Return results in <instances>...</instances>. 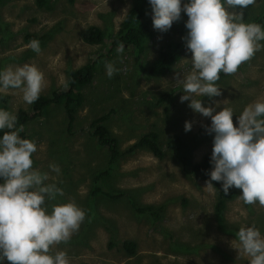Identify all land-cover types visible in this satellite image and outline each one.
Wrapping results in <instances>:
<instances>
[{"label":"rangeland","instance_id":"1","mask_svg":"<svg viewBox=\"0 0 264 264\" xmlns=\"http://www.w3.org/2000/svg\"><path fill=\"white\" fill-rule=\"evenodd\" d=\"M145 0H0V68L25 63L35 65L44 76L41 94L65 83L68 73L88 61L98 51H109V40L117 31L125 12L132 5H144ZM184 0H182V3ZM264 11V0L244 9L245 22L252 21ZM149 25L153 37L145 48L111 47L107 59L99 63L89 83L82 87L84 99L74 113L72 122L62 105H49L42 116L22 125L21 136L34 140L37 151L33 167L49 171V163L58 164L59 176L50 173L63 189V196L53 203L75 202L86 216L79 230L67 243L53 246L50 251L64 250L69 264H248L238 255L235 232L240 226L255 225L264 235V207L245 205L238 199L240 189L225 199L222 213L215 210L217 182L205 187L209 177L183 173L180 165L166 148L167 137L175 134L192 147V161L198 162L212 147L214 133L207 131L210 117L193 111L189 101H180L183 94L176 81L191 71V52L186 50L182 37L186 15L160 32ZM88 25H97L105 33L102 43L89 44L81 32ZM26 34H32L40 44V52L29 47ZM169 41L182 42L178 56L162 74L148 72L152 60ZM264 44V41L261 42ZM118 71L111 78L105 74V63ZM216 85L220 95L199 99L214 112L230 108L233 123L250 102L264 99V47L248 61L242 62L232 74L220 73ZM9 95L8 111L29 109L21 99L19 89L4 91ZM167 94L160 101L161 94ZM110 111L105 125L117 138L119 149H125L141 134L154 131L163 150L158 159L146 149L120 157L112 166L106 184L123 191L116 199L91 197L93 176L106 166L108 152L98 146L91 135L92 118ZM191 124L184 130L185 122ZM116 192V191H115ZM114 192V193H115ZM154 204L161 206L152 214L137 211L131 206ZM158 216V217H157ZM124 240L135 243L129 253ZM4 264H9L7 260Z\"/></svg>","mask_w":264,"mask_h":264},{"label":"clouds","instance_id":"2","mask_svg":"<svg viewBox=\"0 0 264 264\" xmlns=\"http://www.w3.org/2000/svg\"><path fill=\"white\" fill-rule=\"evenodd\" d=\"M256 0H148L152 26L167 31L174 21L186 15L187 34L182 39L191 52V71L176 81L183 94L180 101L202 116L210 117L207 131L214 133L210 155L211 169L205 187L221 182L225 195L234 187L240 189L238 199L245 205L264 207V99L247 104L236 116L223 107L202 105L200 98L220 95L216 85L219 74H232L264 47V26L245 22L244 9ZM29 47L40 52L39 41ZM123 51V47L117 49ZM118 71L105 63V74L111 78ZM44 88L43 73L33 64L0 68V93L19 89L25 104L34 103ZM6 94V93H5ZM191 124L185 122L184 130ZM15 113L0 108V264H69L64 250L50 251L67 243L85 220V210L73 201L53 203L63 196V189L50 173L59 176L58 164L49 163V171L33 167L37 151L34 140L21 137ZM238 255L248 264H264V235L255 225L240 226L235 232Z\"/></svg>","mask_w":264,"mask_h":264},{"label":"trees","instance_id":"3","mask_svg":"<svg viewBox=\"0 0 264 264\" xmlns=\"http://www.w3.org/2000/svg\"><path fill=\"white\" fill-rule=\"evenodd\" d=\"M37 4L42 6L45 4V0H37ZM142 5H132L125 12L117 31L109 40L108 52H104V50L103 52L98 51L82 65L75 69H71L65 83L52 90L50 94H40L39 98L34 103L30 104L29 109L18 108L14 112L17 116V126L21 127L27 121L37 116H42L45 109L52 104L62 105L68 118V122H72L76 109L81 105L84 99L81 91L82 87L90 82L97 65L107 59L108 54H110V48L121 46L124 50L134 48L136 53H139L145 48V44L153 37L154 32L149 25L151 8L148 4V0H145V6ZM251 22L260 23L264 26V11ZM25 36V38L30 41L36 39V37L32 34H26ZM81 38L86 43L99 44L104 41L105 33L97 25H88L82 30ZM181 45L182 42H167L165 46L158 51L157 56L150 63L148 72L151 74L164 73L176 60L178 56L176 49H178ZM166 96L167 94H161L160 101H163L162 99L166 98ZM8 102L9 95L0 93V108L7 110ZM109 114L110 111L102 113L92 118L90 122L91 135L95 137L98 146L105 147L107 149L108 158L106 166L93 176V183L90 187L89 193L91 197L98 195L104 199L113 200L121 196L123 191L114 190L106 183L105 185L107 189H104L98 184V182L100 180L106 181L108 179L114 163H116L120 157L134 152L137 149H146L152 153L153 156L160 159L163 156V150L158 144V134L154 131H148L141 134L125 149H119L117 138L105 125V121L109 117ZM19 135L21 136V132ZM165 146L172 152L173 157L180 165L183 173H195L203 179L208 177L207 173L212 167L210 163L212 147L202 155L198 162H193V147L181 136L173 134L167 137ZM236 193V189L232 187L229 189L228 194L225 195L221 189V182H217V201L215 204V210L218 214L222 213L224 209L225 199L232 198ZM130 204L139 212L148 211L154 214L155 210L158 209L159 212L162 209L160 205L158 207L154 204H145L143 206H138L135 202H131ZM123 245L129 253L134 252V241L124 240Z\"/></svg>","mask_w":264,"mask_h":264}]
</instances>
